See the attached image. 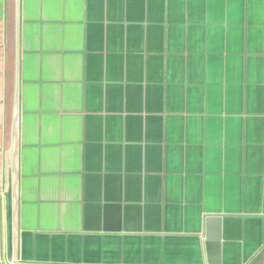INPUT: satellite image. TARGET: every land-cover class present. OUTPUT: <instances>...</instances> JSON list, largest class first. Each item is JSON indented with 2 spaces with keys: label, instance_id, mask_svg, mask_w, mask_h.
<instances>
[{
  "label": "crops",
  "instance_id": "obj_1",
  "mask_svg": "<svg viewBox=\"0 0 264 264\" xmlns=\"http://www.w3.org/2000/svg\"><path fill=\"white\" fill-rule=\"evenodd\" d=\"M10 257L264 264V0H0Z\"/></svg>",
  "mask_w": 264,
  "mask_h": 264
},
{
  "label": "water",
  "instance_id": "obj_2",
  "mask_svg": "<svg viewBox=\"0 0 264 264\" xmlns=\"http://www.w3.org/2000/svg\"><path fill=\"white\" fill-rule=\"evenodd\" d=\"M207 227H208V233L206 236V245L208 248V253L210 258H215L216 252L218 251L219 247V231H218V217H209L207 220ZM216 225V227H215ZM210 228L211 231H210Z\"/></svg>",
  "mask_w": 264,
  "mask_h": 264
},
{
  "label": "built area",
  "instance_id": "obj_3",
  "mask_svg": "<svg viewBox=\"0 0 264 264\" xmlns=\"http://www.w3.org/2000/svg\"><path fill=\"white\" fill-rule=\"evenodd\" d=\"M14 262H15L14 257H10L8 260H6L5 264H14Z\"/></svg>",
  "mask_w": 264,
  "mask_h": 264
}]
</instances>
